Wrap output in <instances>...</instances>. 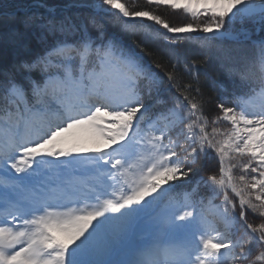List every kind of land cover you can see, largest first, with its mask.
Wrapping results in <instances>:
<instances>
[{
  "label": "snow or ice",
  "instance_id": "obj_1",
  "mask_svg": "<svg viewBox=\"0 0 264 264\" xmlns=\"http://www.w3.org/2000/svg\"><path fill=\"white\" fill-rule=\"evenodd\" d=\"M144 3L0 12V264H264V0ZM109 12L170 68L109 34ZM193 32L200 59L180 47ZM214 63L233 90L210 114L201 72L228 92ZM85 128L92 148L70 135Z\"/></svg>",
  "mask_w": 264,
  "mask_h": 264
},
{
  "label": "trees",
  "instance_id": "obj_2",
  "mask_svg": "<svg viewBox=\"0 0 264 264\" xmlns=\"http://www.w3.org/2000/svg\"><path fill=\"white\" fill-rule=\"evenodd\" d=\"M33 0H0V12H16L18 9H30L31 11H35L33 9H36L34 7H31ZM66 0H47L48 4H63ZM125 2V1H123ZM129 4L132 3V1H126ZM135 4L137 6V9L141 7H148L144 1L137 0L135 1ZM152 10L156 11L159 15H161L164 19L168 20L171 24L178 25L181 23H187L191 21V18L181 13V11H173L170 8L166 7H160V8H152ZM73 11H76L73 9ZM22 13H18L20 15ZM106 27L109 34H114L116 36H119L126 45H129L136 49V51H140V47L142 46L141 42H145L143 46L147 47L148 51L153 52L154 55L148 56L147 53H142L145 55V59L152 64L153 68H155L154 61L159 59L160 62L167 67L170 68V63L168 61V58L166 56H163L161 52L157 49V46L155 43L151 42V37L148 36L147 32L145 31V28L141 27L139 23L134 22H127L129 24H135V34H133L132 31L125 30L123 26L122 19L117 20L114 19L112 16L106 17ZM145 26H149L150 24H144ZM153 29H156L154 26L151 25ZM200 34V32H197ZM191 37V40H186L183 45L180 47L182 49H187L191 53V58L194 59H200L202 58V49L199 42L200 37H195L193 35H188ZM253 57L258 55L257 53H250ZM3 58H7V54H3ZM157 71H160L159 69H156ZM209 72L212 76L216 77L224 86L228 89L227 93H221L218 91H214L211 87L207 86L204 81L203 73L200 74L201 84H202V90L207 98H209V104L206 107V111L210 114H214L215 112V105L220 102L221 97H224L227 99L228 95L233 90L232 82L229 80L227 75L221 71L215 63L212 65V67L209 69ZM163 75V72L160 73ZM183 80L186 82L189 77L186 75H183ZM171 93L167 91V84L165 83L161 87L159 99L170 101ZM170 106V103L169 105ZM160 106H157L159 108ZM111 124V122H110ZM215 170V164L213 162H209L208 170L212 171ZM207 171L201 172L197 179H199L200 176H206ZM184 189L182 187H177L175 192L181 193ZM203 191V189H202ZM214 203H219V199L214 201Z\"/></svg>",
  "mask_w": 264,
  "mask_h": 264
},
{
  "label": "rangeland",
  "instance_id": "obj_3",
  "mask_svg": "<svg viewBox=\"0 0 264 264\" xmlns=\"http://www.w3.org/2000/svg\"><path fill=\"white\" fill-rule=\"evenodd\" d=\"M123 1H125V0H122V2ZM126 1H132V0H126ZM135 1H137V0H135ZM142 1H144V0H142ZM209 2H210V0H209ZM104 7L107 8V6H104ZM20 10H27V11H29L30 9H20ZM37 11H41L42 12V11H44V9H37ZM181 13H183V11H181ZM183 14L186 15L185 13H183ZM102 15L104 16V19H106V17L112 16L110 12L109 13H103ZM188 17H190V16H188ZM132 22L138 23L136 21H132ZM143 23H145V24H149L150 23L152 25H155L154 22L147 21L146 19L143 21ZM155 27L158 29L159 28V25H155ZM193 33L195 35L198 34L197 32H193ZM106 126H111V124H110V118H106ZM70 135H74V136H76V137L79 138V141L76 144V146H78V147L92 148V147L95 146L92 143L91 139H90L91 132L89 130H87L86 128L85 129H73L72 132L70 133Z\"/></svg>",
  "mask_w": 264,
  "mask_h": 264
},
{
  "label": "water",
  "instance_id": "obj_4",
  "mask_svg": "<svg viewBox=\"0 0 264 264\" xmlns=\"http://www.w3.org/2000/svg\"><path fill=\"white\" fill-rule=\"evenodd\" d=\"M22 11H23V10H17L16 13H19V12L22 13ZM122 19L125 20V21H128L127 18H122ZM129 22H132V21H129ZM190 34H191V33H190Z\"/></svg>",
  "mask_w": 264,
  "mask_h": 264
}]
</instances>
